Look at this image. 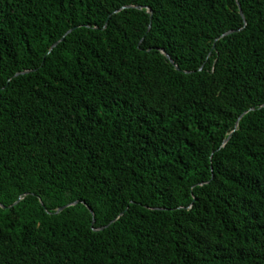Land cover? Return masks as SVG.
I'll return each mask as SVG.
<instances>
[{"label": "trees", "instance_id": "trees-1", "mask_svg": "<svg viewBox=\"0 0 264 264\" xmlns=\"http://www.w3.org/2000/svg\"><path fill=\"white\" fill-rule=\"evenodd\" d=\"M0 264H264V0H0Z\"/></svg>", "mask_w": 264, "mask_h": 264}, {"label": "water", "instance_id": "water-1", "mask_svg": "<svg viewBox=\"0 0 264 264\" xmlns=\"http://www.w3.org/2000/svg\"><path fill=\"white\" fill-rule=\"evenodd\" d=\"M127 7H129V6H127ZM123 8H125V7H123ZM123 8H121L120 10H122ZM120 10H118V11H120ZM117 11V12H118ZM149 11L151 12V10L149 9ZM241 14H242V16H243V18H244V14H243V12L241 11ZM74 30V28H72V29H70L67 33H66V35L67 34H69L70 32H72ZM232 31H229V32H226L225 34H223L221 37H223V36H225V35H227V34H229V33H231ZM65 35V36H66ZM65 36H63L59 41H57L53 46H52V48L53 47H55L57 44H59L64 38H65ZM162 52L168 57V58H170V56L168 55V54H166L165 53V51L164 50H162ZM171 62L172 63H174V61L173 60H171ZM25 72H28V71H24V72H22V73H25ZM19 73H17L16 75H18ZM245 113H247V111L246 112H244L241 116H240V118L245 114ZM237 125H238V122H237ZM227 141V140H226ZM21 200V198H19V200L17 201V202H19ZM16 202V203H17ZM77 202H74V203H71L70 205H74V204H76ZM69 205H66V206H63V207H60L58 210H57V212H60V211H62V210H64L66 207H68ZM91 210V209H90ZM91 212H92V214H93V217H94V212L91 210ZM95 222V218H93V223ZM103 229V228H102Z\"/></svg>", "mask_w": 264, "mask_h": 264}]
</instances>
